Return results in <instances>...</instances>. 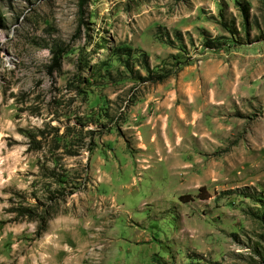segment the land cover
Masks as SVG:
<instances>
[{"label": "rangeland", "instance_id": "rangeland-1", "mask_svg": "<svg viewBox=\"0 0 264 264\" xmlns=\"http://www.w3.org/2000/svg\"><path fill=\"white\" fill-rule=\"evenodd\" d=\"M0 264H264V0H0Z\"/></svg>", "mask_w": 264, "mask_h": 264}, {"label": "trees", "instance_id": "trees-1", "mask_svg": "<svg viewBox=\"0 0 264 264\" xmlns=\"http://www.w3.org/2000/svg\"><path fill=\"white\" fill-rule=\"evenodd\" d=\"M80 1H81V5H83L85 0H80ZM240 7H241V11L243 12V15L246 16V14H247L246 10L243 8V6L240 5ZM142 57H143V63H144L143 69L147 73V76L145 78H143L144 81H150L153 83H161V82H163L169 78V76L167 74H162L161 71L156 72L154 69H152L149 66L148 58L145 54H142ZM56 59L59 61L60 55H57ZM28 137H30L31 143H33V145L34 144L37 145L36 149L39 150L41 142L36 141V137H32V136H28ZM202 191H204L203 188L201 189V192ZM180 199L187 202V201H190L192 199V197L190 195H185V196H182ZM18 213H21L22 216H28L31 212L28 209H23V210L19 211ZM47 222H48L47 218H42L41 226L39 227V230H38V237L45 231V227L47 225Z\"/></svg>", "mask_w": 264, "mask_h": 264}]
</instances>
